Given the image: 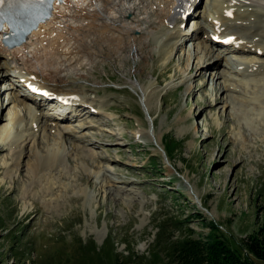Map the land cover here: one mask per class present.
<instances>
[{
	"label": "rangeland",
	"instance_id": "1",
	"mask_svg": "<svg viewBox=\"0 0 264 264\" xmlns=\"http://www.w3.org/2000/svg\"><path fill=\"white\" fill-rule=\"evenodd\" d=\"M170 1L86 0L69 8L49 26L60 24L64 37L50 67L31 48L35 37L29 48L2 47L15 51L9 61L49 84L62 78L56 83L79 91L97 113L69 115L60 124L72 131L62 143V170L30 178L27 166L53 144L33 130L37 144L28 142L32 135L2 140L4 131H27L29 121L0 60V264H177L168 242L209 235L247 256L243 241L264 224V77L241 83L229 68L255 57L236 53L206 80L202 71L211 67L200 66L223 51L206 43L213 0H202L185 29L203 30L174 38V48L160 22ZM248 12L251 30L264 36V2ZM258 59L262 70L264 55ZM16 112L23 119L17 130L10 123ZM10 146L22 150L19 167Z\"/></svg>",
	"mask_w": 264,
	"mask_h": 264
},
{
	"label": "bare ground",
	"instance_id": "2",
	"mask_svg": "<svg viewBox=\"0 0 264 264\" xmlns=\"http://www.w3.org/2000/svg\"><path fill=\"white\" fill-rule=\"evenodd\" d=\"M177 1H179V0H172V1H170L168 3L169 6H166V7L164 6L163 11L161 13V19H160V22L162 24V28L164 30L163 37L164 36H167L166 35V32L170 35L168 37V39H167V46H170L171 48H174V46H176L175 43L174 44L172 43V40L174 38H177V37L179 38V37H182V36L186 35L185 32L180 31L179 28H178L179 23H180L179 20H180V14H181V12H180L181 7H180L179 4H177L178 3ZM182 1L185 2L186 0H182ZM84 2H86V0H84V1H81V0H67L66 1V6L63 5V4L62 5L60 4V5L56 6L57 3H53V8L56 6L55 7V10H59L58 12H60V14L56 16V19L55 18H51L50 23L46 22V23H44L42 25H39L38 26V29L31 34V38L35 37V39H36L34 41L35 42L34 43V47H36V48H33V47H31V48L33 50L38 49V47L40 48V51L41 52H39V53H41L42 56L40 54H38L37 56L39 57V55H40L41 58H45L46 59V61H45V59H43L44 62H47V63H45V65L47 64V65H49V67L51 66V64L53 62V56H58L53 51L59 49L58 47H59L60 44H59L58 41L60 39H63L64 38L62 36V29L60 28V24H59V27L57 28V31H55V30L51 29V27H49L50 24L52 23V20H54L53 23H55L57 21L59 23H61V21H60L61 20V17L64 16V15H66L67 12L68 13L70 12L69 8H73V7L76 6L79 9L80 7H82L84 5ZM231 2H232V0H213L212 8L210 9L209 13L206 14V17H210L212 20L213 19H216L217 21H219L221 23V24H219L221 26L228 25L229 24L228 22H230V20H228L225 17L224 14L226 13L225 9H227L230 6ZM245 2H247V4L243 5V7L246 8L245 10H247L250 6H252V4L261 5L264 2V0H244L243 3H245ZM87 5L89 7H91L93 5V3L91 2L90 4H87ZM187 7H189V5H187ZM255 12H257V11H255ZM193 13H194V11H193ZM250 14L253 15V13H249L248 15H245V14H242V13L241 14L240 13L238 14L237 12H233L231 14V16L233 17V20L234 21H236V20L237 21L238 20H248V18L251 16ZM57 19H59V20H57ZM173 25L175 26V28H174L173 32H171ZM210 27H213L212 26V23H210ZM252 27H253V25L250 28L249 27H239V26H232V27L227 26V28H219L220 30L219 29L217 30L216 28H214V32L216 34H220V35H222L224 37L225 36H235L236 39H241L242 37H247L248 39L252 40L251 41L252 44H250L249 46H245L247 49H245V48H240V49L238 48L237 49V47H235L234 50H232L233 48L232 49L227 48V49L223 50L222 52H220L217 55L214 54V53L212 55H209V57L207 59L208 61L202 63V65L199 68L200 71H201L204 68L211 67V68H208V69H205V70L202 71V72L205 71L207 73L206 76L204 75V78L206 80H208V78H209L210 75H213L214 74L213 73L215 71L214 70V67H216V65L220 64V59H223L224 56L227 55V54H236L237 52H240V51H242V52L247 51L248 54H253L254 57H257V58H259L260 55L262 56L264 54V45L262 44V42H263L262 40L264 38L261 37L259 39V41H257V42L255 41L254 42L253 41L254 39H252V38L255 37V36H258V34L256 33L257 31L252 32V33H248V31H247L248 28L249 29H252ZM52 28H53V26H52ZM199 30L202 31L203 29L202 28H199ZM258 30H259V28H258ZM260 30L262 31V29H260ZM163 37H161V38L163 39ZM191 37L192 36H190V38ZM31 38H30V40H32ZM206 43L208 45H210V46H216L211 41H209V39L206 40ZM28 44H26V47L27 48L30 47V45H28ZM232 46H234V45H232ZM0 47H1V45H0ZM26 47H24V48H26ZM63 47H67V44H65V46H63ZM0 50H4V51H2V53L0 52V60H4L3 61V64L5 65V69H7L8 72L13 73L16 70H18V71L20 70V72H17V74H19L21 78H24V79H26L28 81H31L32 83L36 84L38 87H40L42 89H47L50 92V95H53V94H58V95H68V94H76L77 95L78 94L80 96L82 95L79 91H77L75 89L74 90L68 89V88H65L64 86H62L61 83L60 84L56 83V81L57 82H61L60 80L62 78H60V79L58 78L56 80L54 79V82H55L54 85H49V81L47 80V78H44L42 76V74L40 75L36 71L33 72L30 69V70L26 71V73H23V71H21L20 67H18L17 64H15V62H13V60L12 61H9V56H11V54L14 53L15 51L7 52L5 49H2V47L0 48ZM18 50L19 49H16V51H18ZM48 51H49L50 54L48 53ZM46 52L49 54V57H44V55L47 54ZM34 56H35V54H34ZM257 58H252L253 60H246V62L241 61L238 64H236V66L234 68L233 67H230L229 69L232 70L231 72H233V73H242L243 75L244 74H248L249 75L248 72L250 70L252 71L255 68L254 63H258L256 61H259V59H257ZM214 61H215V63L213 64ZM239 66H243V68H244L243 71H240L238 69ZM30 68H31V66H30ZM257 69H261V65L259 66V68L257 67ZM29 72H31V73H29ZM54 75H55V73H54ZM250 75L253 76V74H250ZM228 76L229 75H227L226 77H228ZM31 77H34V80ZM54 77H56V76H54ZM256 80L257 79H254V78L251 79V80H249V81H247V80L245 81V80L242 79L241 80V83H243V82L256 83L257 82ZM232 84H234V83H232ZM244 85H245V83H244ZM205 87L206 86L204 84L201 88L203 89ZM226 87H227V85H226ZM231 90H232V88L229 91H231ZM12 102H14V101L12 100ZM22 102H24V106H25L24 109H25V111L28 114V121H29V128H28V130L27 131H24L23 128H22L20 131H18L17 133L13 134V133H9L8 131H4V129H3V131H4V137H3L2 140L4 142H6V141L13 142V140H15V139L16 140H19V139H24L25 137H29V136L31 137V135H32L31 131L32 130L34 131V129H38V132H40V134L43 135L42 137H44L48 142L50 141L53 145L52 146L51 145L49 146L50 148H49V153H48L47 157L41 158L37 154L35 155V158H36L35 159V162H33L31 165H28L27 166L28 176L30 178L32 176V178H33L34 175H37L38 174L37 172H42L41 174H44L45 171H49L50 172V170L53 169V168H55V167L57 168V171H58V168H60L59 170H62L61 169V166L62 165H60L61 161H59V158H60V156H62V153H63V144L62 143L65 140V136L66 135H69V133H71L72 131H71L70 126H63V127H61L60 124H62L64 122L65 123L66 122H69V118L65 116V118L63 120H61L60 122L59 121L54 122L55 123L54 124L55 125L54 128L53 127H47V126H46V128L39 127L40 126L39 124L41 123V120L46 119L45 116L47 115V114H45L43 112H40L41 111L40 107H42V104H39L37 106L32 107V106L28 105L27 103H25V102H28V103L30 102V101H28L25 98L22 99ZM75 103H78V102L75 101ZM88 103L89 104H92L90 106L93 107V105H94L93 103H91V102H88ZM88 103H86V104H88ZM5 107H7V106H5ZM208 107H210V106H208ZM1 108L3 109V104L2 103H0V111L2 110ZM84 109H86V108L85 107L80 108V111L81 112H85ZM74 112H76V111L74 110ZM21 113H22L21 115H23V113H24L23 110L21 111ZM82 114L83 113H81L80 115H78V117L79 118L81 117V118H90V119H92L91 115L85 116V114H83V115ZM57 116H59V115H57ZM245 116H246V114H245ZM244 119H248V118H244ZM244 121L247 122L246 120H244ZM10 123L12 125V128L13 129L16 128V130H17V129H20L21 126H23V119L16 112V113L11 114ZM89 124L92 127H94L96 125H99V124H96L95 125V123L92 120L89 121ZM52 129H55V130H52ZM57 131H59V132H57ZM51 133L54 134V135L52 136ZM33 137H35L34 134L29 139L28 142H30L32 139H34ZM38 139L36 138L37 141L35 139L32 140V141L33 142L36 141V144H37ZM74 140L75 141H78V142L84 141V140H81V139H74ZM7 145H8V143H7ZM9 149H10L9 151L12 150L11 146H10ZM12 151L15 154V159H16V162H14V165L13 166L16 168V167H19L18 166L19 163L17 164V161H19V159L21 158L22 150L21 151H18L16 153L14 152V149ZM239 163H240L239 165H242L243 161H240ZM64 171L66 172V170H64ZM49 175H51V174L49 173ZM53 184L54 183L52 181H49L48 186H51Z\"/></svg>",
	"mask_w": 264,
	"mask_h": 264
},
{
	"label": "trees",
	"instance_id": "3",
	"mask_svg": "<svg viewBox=\"0 0 264 264\" xmlns=\"http://www.w3.org/2000/svg\"><path fill=\"white\" fill-rule=\"evenodd\" d=\"M169 154L166 150L167 158ZM241 246L247 256L232 249L224 239L209 235L204 239L185 236L168 242L166 248L168 255H176L177 264H254L252 258L264 262V224Z\"/></svg>",
	"mask_w": 264,
	"mask_h": 264
},
{
	"label": "snow or ice",
	"instance_id": "4",
	"mask_svg": "<svg viewBox=\"0 0 264 264\" xmlns=\"http://www.w3.org/2000/svg\"><path fill=\"white\" fill-rule=\"evenodd\" d=\"M31 2V0H0V21H2L7 13L4 11V6L7 4L9 8L14 6H21L23 4H27ZM39 3H44V0H37ZM231 15V13H229ZM35 91V89H33Z\"/></svg>",
	"mask_w": 264,
	"mask_h": 264
}]
</instances>
